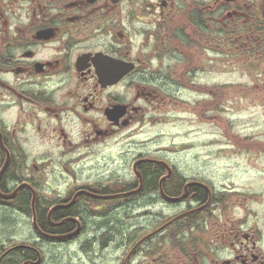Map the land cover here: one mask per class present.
Returning <instances> with one entry per match:
<instances>
[{
  "label": "flooded vegetation",
  "instance_id": "af4514ba",
  "mask_svg": "<svg viewBox=\"0 0 264 264\" xmlns=\"http://www.w3.org/2000/svg\"><path fill=\"white\" fill-rule=\"evenodd\" d=\"M260 121L264 0H0V264H264Z\"/></svg>",
  "mask_w": 264,
  "mask_h": 264
},
{
  "label": "rangeland",
  "instance_id": "374dc122",
  "mask_svg": "<svg viewBox=\"0 0 264 264\" xmlns=\"http://www.w3.org/2000/svg\"><path fill=\"white\" fill-rule=\"evenodd\" d=\"M259 125L261 127H264V121H260ZM261 130H263V129H261ZM167 140L168 139L165 138V141H167ZM263 166H264V157L263 156H260L259 167L262 168ZM259 187H260L261 192H264V174H262V173L259 176Z\"/></svg>",
  "mask_w": 264,
  "mask_h": 264
}]
</instances>
